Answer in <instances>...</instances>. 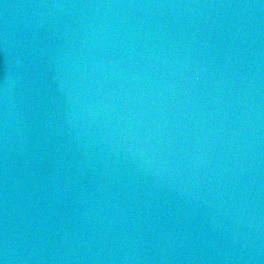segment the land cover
<instances>
[{"label": "water", "instance_id": "95a60500", "mask_svg": "<svg viewBox=\"0 0 264 264\" xmlns=\"http://www.w3.org/2000/svg\"><path fill=\"white\" fill-rule=\"evenodd\" d=\"M4 264H264V0H0Z\"/></svg>", "mask_w": 264, "mask_h": 264}, {"label": "clouds", "instance_id": "9594fccd", "mask_svg": "<svg viewBox=\"0 0 264 264\" xmlns=\"http://www.w3.org/2000/svg\"><path fill=\"white\" fill-rule=\"evenodd\" d=\"M0 264H4L3 260H0Z\"/></svg>", "mask_w": 264, "mask_h": 264}]
</instances>
